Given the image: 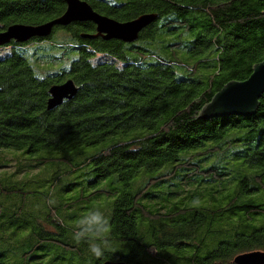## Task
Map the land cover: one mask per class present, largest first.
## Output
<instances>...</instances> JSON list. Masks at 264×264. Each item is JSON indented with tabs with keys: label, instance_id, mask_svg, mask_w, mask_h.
Here are the masks:
<instances>
[{
	"label": "trees",
	"instance_id": "trees-1",
	"mask_svg": "<svg viewBox=\"0 0 264 264\" xmlns=\"http://www.w3.org/2000/svg\"><path fill=\"white\" fill-rule=\"evenodd\" d=\"M82 1L120 23L146 14L157 21L131 44L105 40L86 22L0 47L10 48L0 57V149L32 156L37 168L65 165L67 179L90 165L98 173L74 198L67 197L79 184L53 198L29 189L30 182L20 189L14 186L19 181L2 177L0 216L4 211L3 218L11 219L0 231L13 228V252L28 243L22 264H43L34 252L45 242L82 259L90 254L88 244L71 237L81 218L98 208L108 218L110 247L97 264H237L241 254L264 253V94L253 115L203 114L228 84L248 80L264 62V0ZM66 9L65 0H0V34L14 25H43ZM44 42L43 48L30 47ZM46 54L48 59L36 60ZM25 55L46 66L68 61L69 68L39 79ZM67 80L78 94L48 110L49 90ZM90 148L95 154L78 164L35 158L47 151L82 156ZM215 156L217 164L205 168ZM204 186L211 190L207 195ZM58 198L65 202L48 203ZM38 199L49 212L35 226L29 208ZM19 218L26 229L11 223ZM44 224L48 234L60 236L30 245L34 229L41 232ZM178 226L187 234L168 241L165 234ZM168 247L176 249L162 255ZM9 263L0 255V264Z\"/></svg>",
	"mask_w": 264,
	"mask_h": 264
},
{
	"label": "rangeland",
	"instance_id": "rangeland-1",
	"mask_svg": "<svg viewBox=\"0 0 264 264\" xmlns=\"http://www.w3.org/2000/svg\"><path fill=\"white\" fill-rule=\"evenodd\" d=\"M48 42V41H47ZM47 42H44L42 44H37V45H30V47L34 46H39L42 47L47 45ZM172 49H167L160 51V53L163 52H169ZM10 48H1L0 49V57H5L9 54ZM59 54V51H53L52 57L57 56ZM49 54L40 55L37 61H42L47 58ZM102 57V56H101ZM100 57V58H101ZM25 58L31 63V65L34 67L36 76L39 79H44L49 73H54L59 70H63L64 68H69V62L64 61L61 63H57L56 65H51V66H46L44 63H39L33 60L30 56L25 55ZM99 56L97 55L96 59H98ZM104 58V57H103ZM48 59V58H47ZM92 150H87L84 152V155L82 156H77L76 152L73 153H58L54 151H47L41 154H38L35 156V158H48V157H63L66 159V161L70 164H78L82 163L85 161V159L93 154H95V149L90 148ZM218 160H220L217 156L208 158L207 160L204 161V167L208 168L210 166H213L217 164ZM32 160V156L26 155L22 152L14 151V150H6V149H0V181L4 180L2 177L4 176H11L12 179L17 182L15 183L14 186H17V188L23 189V182H30V185H28V188L33 190V191H39V193H42L44 195H47L49 192L51 195H53V198L56 194V192L61 193L63 190L67 188H71L69 184H79L77 186H73V191L75 194H71V196L67 197H78L79 195V190L80 185H87L90 182H94L98 176L97 171L95 170V167L92 165L86 167L83 173H77L71 178H65L63 176L64 170L67 168L65 165H53V166H47V167H36V162ZM114 178V177H112ZM71 181V183H69ZM81 182V183H79ZM143 182L140 181L139 184H142ZM54 185L53 190L50 189V186ZM68 185V186H67ZM6 186V185H5ZM13 186V187H14ZM8 188L12 189L11 186H7ZM103 189H106L103 187ZM197 189V187H195ZM203 191H205V194L207 195L209 191H211L208 186H204L202 188ZM169 193L168 190L165 191L164 195L165 197L166 194ZM226 193V192H225ZM222 193V194H225ZM162 196V197H163ZM179 199V198H178ZM39 201H34L32 205L30 204L29 210L32 211V215L34 217V224L37 226V220H41V222H44L46 214L49 212V209L46 208L45 202L43 199H38ZM4 200L0 197V207L4 209ZM65 201L63 200L62 202L59 200H55V203L52 204L53 206H59L63 204ZM202 202L198 203H193L192 205H197L200 206ZM4 211L1 212L0 216V224H5V222L9 221L8 219H11L10 216L7 215V218H3ZM60 220L63 221L64 217L59 216ZM14 226H17L21 228L22 230L26 229L24 227V219H17L15 221L11 222ZM44 229H42L41 233L37 228L34 229V234L32 235L30 245H37L39 241H43L44 238L48 237H59L57 233L53 234L51 232L50 234L47 233V231H50L48 229V226L46 224L43 225ZM4 232L1 235L0 231V255H5L9 256L10 258V263L9 264H22V255L24 253H28L27 247H29L28 243L23 246V248L17 249L16 252H13L11 249L14 245V238L12 233L13 228H9L4 226ZM44 230V231H43ZM187 228H183L182 226L174 227L168 230L167 233L165 234L166 238H168V241H173L179 237H181L186 233ZM243 231L239 230V233H242ZM52 234V236H51ZM145 234V233H143ZM72 235V234H71ZM21 236H25L21 235ZM153 236V235H152ZM151 235L146 236L145 235V241L148 243L154 242V238ZM73 240V235L71 237ZM64 243H66L65 238H61ZM182 239V238H181ZM42 246L37 249V251L34 252V256H36L39 261V263L43 264H48L52 262H56L57 264H97L98 263V258L93 257L91 254L86 255L85 257H82V259L79 256H71L70 253H65L64 249L58 245L53 246L51 244H47L45 242H42ZM81 249V247L79 248ZM175 247H168L161 252L162 255H167L171 254L173 250H175ZM212 250L217 249V246H214V248H211ZM124 257L129 256L130 250L125 249L122 252ZM202 256H205V254H202ZM28 260V259H26ZM172 263V262H171ZM170 264V263H168ZM174 264V263H172Z\"/></svg>",
	"mask_w": 264,
	"mask_h": 264
},
{
	"label": "water",
	"instance_id": "water-1",
	"mask_svg": "<svg viewBox=\"0 0 264 264\" xmlns=\"http://www.w3.org/2000/svg\"><path fill=\"white\" fill-rule=\"evenodd\" d=\"M67 9L63 16L40 26L14 25L0 34V47L12 41L23 44L36 38H46L51 35L57 26L67 27L73 23L91 22L96 25L98 35L105 40H117L131 44L138 40L139 35L148 26L157 21L154 14H146L135 20L120 23L109 17L103 16L82 0H65ZM84 38H95L84 36ZM78 87L72 80H67L60 85H55L49 90L50 98L48 110H54L71 101L78 94ZM264 94V62L257 65L251 77L244 82L228 84L206 106L204 115L211 118H226L230 116L253 115L259 107V102ZM237 264H264L263 252H252L239 255ZM104 264H124L123 262H106Z\"/></svg>",
	"mask_w": 264,
	"mask_h": 264
},
{
	"label": "clouds",
	"instance_id": "clouds-1",
	"mask_svg": "<svg viewBox=\"0 0 264 264\" xmlns=\"http://www.w3.org/2000/svg\"><path fill=\"white\" fill-rule=\"evenodd\" d=\"M48 203L54 204L55 200H49ZM107 231L108 218L104 212L98 208L92 209L81 218L73 238L77 243L86 241L89 253L95 258H101L110 247Z\"/></svg>",
	"mask_w": 264,
	"mask_h": 264
}]
</instances>
